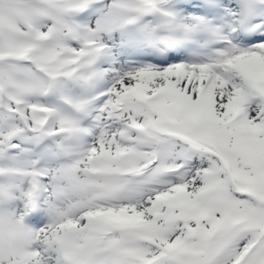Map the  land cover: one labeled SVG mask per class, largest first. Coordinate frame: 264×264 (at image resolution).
I'll use <instances>...</instances> for the list:
<instances>
[{
  "label": "snow or ice",
  "instance_id": "6c2138e0",
  "mask_svg": "<svg viewBox=\"0 0 264 264\" xmlns=\"http://www.w3.org/2000/svg\"><path fill=\"white\" fill-rule=\"evenodd\" d=\"M0 264H264V0H0Z\"/></svg>",
  "mask_w": 264,
  "mask_h": 264
}]
</instances>
